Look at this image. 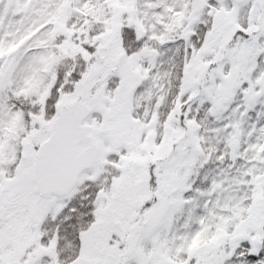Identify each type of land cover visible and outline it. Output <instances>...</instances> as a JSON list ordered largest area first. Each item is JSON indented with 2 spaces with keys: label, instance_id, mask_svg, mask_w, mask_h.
<instances>
[{
  "label": "snow or ice",
  "instance_id": "6c2138e0",
  "mask_svg": "<svg viewBox=\"0 0 264 264\" xmlns=\"http://www.w3.org/2000/svg\"><path fill=\"white\" fill-rule=\"evenodd\" d=\"M0 264H264V0H0Z\"/></svg>",
  "mask_w": 264,
  "mask_h": 264
}]
</instances>
